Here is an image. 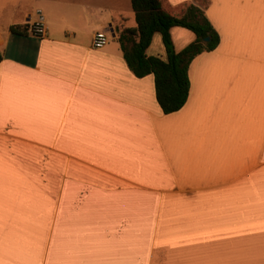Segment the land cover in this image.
Returning a JSON list of instances; mask_svg holds the SVG:
<instances>
[{"label":"crops","instance_id":"crops-1","mask_svg":"<svg viewBox=\"0 0 264 264\" xmlns=\"http://www.w3.org/2000/svg\"><path fill=\"white\" fill-rule=\"evenodd\" d=\"M160 3L219 36L167 114L122 57L130 0H0V264H264V0Z\"/></svg>","mask_w":264,"mask_h":264},{"label":"trees","instance_id":"trees-1","mask_svg":"<svg viewBox=\"0 0 264 264\" xmlns=\"http://www.w3.org/2000/svg\"><path fill=\"white\" fill-rule=\"evenodd\" d=\"M135 26L124 27L117 34L122 57L137 77L152 74L155 99L165 114L178 110L185 103L189 91L188 67L198 54L216 47L219 36L203 11L189 5L181 16H173L162 7L160 0H130ZM173 26L189 29L194 39L175 50L169 30ZM154 33H159L164 58L147 55L146 48ZM208 40L204 41V38Z\"/></svg>","mask_w":264,"mask_h":264},{"label":"built area","instance_id":"built-area-1","mask_svg":"<svg viewBox=\"0 0 264 264\" xmlns=\"http://www.w3.org/2000/svg\"><path fill=\"white\" fill-rule=\"evenodd\" d=\"M26 32L34 36H42L46 33V27L42 20L37 19L27 25ZM108 40L109 37L104 31H96L92 36L91 45L93 48H101Z\"/></svg>","mask_w":264,"mask_h":264},{"label":"water","instance_id":"water-1","mask_svg":"<svg viewBox=\"0 0 264 264\" xmlns=\"http://www.w3.org/2000/svg\"><path fill=\"white\" fill-rule=\"evenodd\" d=\"M206 40H208V37H205V38H204V41H206Z\"/></svg>","mask_w":264,"mask_h":264}]
</instances>
